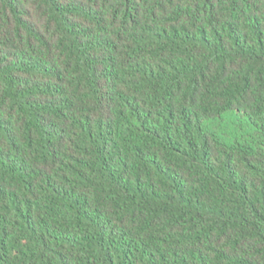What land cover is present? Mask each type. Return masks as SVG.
<instances>
[{
    "label": "trees",
    "instance_id": "1",
    "mask_svg": "<svg viewBox=\"0 0 264 264\" xmlns=\"http://www.w3.org/2000/svg\"><path fill=\"white\" fill-rule=\"evenodd\" d=\"M0 264H264V0H0Z\"/></svg>",
    "mask_w": 264,
    "mask_h": 264
}]
</instances>
